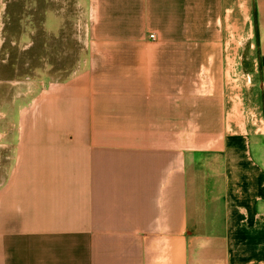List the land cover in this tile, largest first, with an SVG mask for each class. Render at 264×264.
Returning <instances> with one entry per match:
<instances>
[{"label":"crops","instance_id":"0c3cea01","mask_svg":"<svg viewBox=\"0 0 264 264\" xmlns=\"http://www.w3.org/2000/svg\"><path fill=\"white\" fill-rule=\"evenodd\" d=\"M76 1L77 64L0 132V264H264V0Z\"/></svg>","mask_w":264,"mask_h":264},{"label":"rangeland","instance_id":"374dc122","mask_svg":"<svg viewBox=\"0 0 264 264\" xmlns=\"http://www.w3.org/2000/svg\"><path fill=\"white\" fill-rule=\"evenodd\" d=\"M15 9H11L13 21L7 22L5 35L7 44L0 53V132H6L15 121V115L29 98L35 97V86L45 85L67 78L77 64L76 57L83 53L84 46L78 42L76 21L78 12L74 8L76 0H63L62 8L53 0H13ZM25 6L31 8V42L32 48L24 50V41L21 37L24 31V20L27 13ZM40 6L52 8L53 12L62 17L59 25H52L48 31L41 18ZM43 13V12H42ZM15 20V21H14ZM16 40V45L10 41ZM31 83V90L25 84ZM32 91L31 93H29ZM24 92L27 96H24ZM5 156L0 161V179L6 176L9 169Z\"/></svg>","mask_w":264,"mask_h":264},{"label":"built area","instance_id":"2783aa9c","mask_svg":"<svg viewBox=\"0 0 264 264\" xmlns=\"http://www.w3.org/2000/svg\"><path fill=\"white\" fill-rule=\"evenodd\" d=\"M150 38H151L152 40H154V39H156V35H155V34H151V35H150Z\"/></svg>","mask_w":264,"mask_h":264}]
</instances>
